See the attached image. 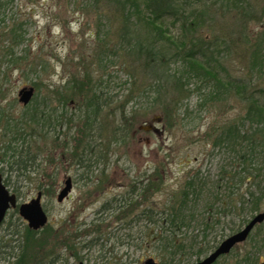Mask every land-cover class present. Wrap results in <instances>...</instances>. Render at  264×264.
I'll return each mask as SVG.
<instances>
[{"label": "rangeland", "instance_id": "374dc122", "mask_svg": "<svg viewBox=\"0 0 264 264\" xmlns=\"http://www.w3.org/2000/svg\"><path fill=\"white\" fill-rule=\"evenodd\" d=\"M1 1L0 109L20 116L26 106L18 91L34 85L36 102L52 112L51 123L57 124L38 133L30 147L36 162L26 174L0 156L4 182L22 202L43 192L49 228L37 230L36 237H46L42 253L51 250L47 261L55 257L45 264H145L150 258L161 264L156 248L168 225L162 220L167 204L177 203L178 192L197 174L207 185L198 202L190 204L193 220L176 237L188 243L197 238L207 248L199 255L188 249L191 254L177 255L172 264H194L232 234L229 226L234 220L236 229L242 228L264 211V202L257 211L241 203L244 197L248 200L246 192L255 189L253 181L264 179V169L256 177V168L264 167V141L253 161L245 163L226 143L215 144L222 131L243 123L247 111L243 97L230 92L210 98L211 84L194 76L183 77L178 87L158 80L150 67L127 53L121 37L123 9L113 0ZM196 6L205 14L188 37L202 39L218 59L219 64L212 65L223 67L231 79L249 82L264 100V0H247L243 7L202 0ZM14 25L23 35L16 45L9 34ZM171 28L178 35L179 26ZM9 50L13 55L6 54ZM183 67L175 60L168 70L178 77ZM74 81L81 82L76 97L68 105L59 102L58 93L66 92ZM94 94L102 100V110L95 116L96 129L85 136L81 127L86 98ZM242 126V132L252 129L248 121ZM122 128L129 132L125 140ZM67 177L73 188L58 201ZM147 181L152 184L144 193L141 188ZM144 210H150L151 217L143 216ZM217 211L220 223L212 224ZM206 219L210 228L204 234ZM260 224L215 264H237L247 253L264 264V222ZM29 229L18 210L8 212L0 226V264H35ZM89 241L95 243L93 248L82 249Z\"/></svg>", "mask_w": 264, "mask_h": 264}, {"label": "trees", "instance_id": "16d2710c", "mask_svg": "<svg viewBox=\"0 0 264 264\" xmlns=\"http://www.w3.org/2000/svg\"><path fill=\"white\" fill-rule=\"evenodd\" d=\"M123 9L122 20H123V32L122 39L126 40V49L131 55L136 56L135 58L144 64L146 67H150L153 75L158 79H162L164 82L171 83L173 86H180L182 78L185 76H194L201 81L208 82L211 84L210 98H217L223 94L230 92L235 93L238 96L243 97L247 101V111L244 116V121L251 123L252 129L249 132H242V124H233L227 129L222 131L216 145L226 143L231 149L241 157L243 163L247 161H253L254 155L260 150V146L264 141V100L261 95H257L255 91L250 88L249 82H245L241 79H231L225 76L222 67H217L218 59L214 54H210L206 46L202 43V39L195 38L190 39L189 33L193 32L196 28L194 25L202 23V16H204V10H198L196 3H201L202 0H113ZM208 0H204L207 4ZM213 3L221 2L222 5L243 7L247 4V0H211ZM203 4V3H202ZM4 2L0 0V9L3 7ZM199 7V6H198ZM203 5L201 6V8ZM250 13V11H249ZM179 26L178 35L172 34V26ZM140 28L139 29L136 28ZM142 28V30H141ZM13 43L19 44L22 42L23 35L18 25H14L10 33ZM126 45V43H125ZM7 55H13L12 51L6 52ZM259 52L254 51L253 55L257 57ZM13 61L19 59L14 58ZM182 61L185 65L181 74L173 75L169 73L168 66L172 61ZM256 60V59H254ZM217 64H213V62ZM255 65V63H253ZM70 83V82H69ZM78 84V85H77ZM83 85V83H82ZM66 92H59L57 99L59 102L68 105V103L74 99L77 95V90L81 87V82L74 81L70 86L68 85ZM36 96L33 101L24 108V112L20 116H10L5 113L3 109H0V123L5 121L2 126L0 137V156L2 158H9L8 161L16 164V171H22L26 174L28 168L35 165L36 156L31 157V145L38 139L44 128H53L57 126L56 123H51L50 117L52 112H45L42 103L36 102ZM1 99V98H0ZM45 98L43 103L45 102ZM102 100L94 94L91 98H86V117L83 118V125L81 131L85 136H90V131L96 129L95 116L99 114L101 109ZM61 116L57 115L56 119L59 120ZM71 120V119H70ZM256 125V127H254ZM100 130V129H99ZM127 129L122 128L123 136L122 139L128 138L126 131ZM37 133V134H36ZM126 133V134H125ZM256 136H259L257 139ZM115 140L120 138L113 137ZM114 140V141H115ZM84 141V140H83ZM83 141L80 143H83ZM86 145V143H85ZM22 146V147H21ZM79 146V147H80ZM21 147V148H20ZM84 149V148H83ZM82 149V150H83ZM78 151V146L75 147V151ZM101 156V151H97ZM92 155V153H91ZM10 157L12 160H10ZM80 154L78 155L77 162L81 161ZM83 158V155H82ZM264 167L256 168V177L262 176V170ZM2 170V169H1ZM246 170V168H245ZM11 172V171H10ZM162 180V177H159ZM8 181V180H7ZM150 183V184H149ZM152 181H147L143 184L142 192L146 193L151 188ZM207 185L205 179L203 180L196 176L189 177L185 182L183 188L178 192V202L167 204L166 213L163 215L162 220L168 225L163 227L161 231V237H159L160 244L158 245L157 257L161 264H172L177 255L191 254L188 249L195 250L194 252L199 255L205 251V246H201L202 241L199 242L197 238L190 239L189 243L185 238H177V233L180 232L183 226H189L193 220V215L188 214L190 204H196L204 192ZM145 186V187H144ZM250 189L246 193L248 194V200L245 201L243 198L241 203L248 204V209L252 211L260 210L261 204L264 202V179L253 181ZM143 193V194H144ZM211 207L210 203L207 205ZM241 212H245L246 208L242 207ZM224 210V209H223ZM224 210L223 212L225 213ZM217 219L212 224L220 223L221 212L217 211ZM150 210L142 211V215L151 217L149 214ZM153 220V219H152ZM261 225V224H259ZM210 223L206 219L204 221L203 233L205 234L208 230ZM236 221L229 226L233 232L238 231L241 228L236 229ZM49 228L47 225L45 230ZM227 228V225H226ZM232 232V233H233ZM33 235V257L35 258V264H45L55 261V257L47 258L51 254V250L47 252L42 251L45 249L46 237L43 235L36 237L38 234L35 230L28 231ZM49 234V232H47ZM92 234V232L87 235ZM252 234V233H251ZM86 235V236H87ZM205 236V235H204ZM196 237H198L196 235ZM85 239V238H83ZM75 242V241H74ZM74 247L71 248L74 250ZM89 241L87 244L82 245V249L91 250L94 242ZM217 245L212 246L214 249ZM102 250V248L100 249ZM57 256V255H56ZM226 256V255H225ZM22 257H25L23 254ZM200 258H197V261ZM24 263L26 257L22 260ZM259 257H251L249 253L242 256L237 264H258ZM18 264H21L19 262ZM26 264V263H25Z\"/></svg>", "mask_w": 264, "mask_h": 264}, {"label": "water", "instance_id": "95a60500", "mask_svg": "<svg viewBox=\"0 0 264 264\" xmlns=\"http://www.w3.org/2000/svg\"><path fill=\"white\" fill-rule=\"evenodd\" d=\"M1 41V38H0ZM35 95L34 86H24L18 92L19 101L24 105L31 102ZM65 185L57 195L58 201H63L68 197L73 187L71 177H67ZM17 205V196L10 193L9 188L3 181V175L0 173V223L5 218L7 210L11 206ZM20 214L28 221L30 228L34 230L42 229L49 222L47 211L42 205V191L29 202L20 206ZM264 222V211L255 214L244 227L226 237L216 248L202 257L194 264H214L221 256L228 254L237 244L244 242L257 224ZM79 264H84L82 261ZM145 264H158L153 258H150Z\"/></svg>", "mask_w": 264, "mask_h": 264}, {"label": "flooded vegetation", "instance_id": "af4514ba", "mask_svg": "<svg viewBox=\"0 0 264 264\" xmlns=\"http://www.w3.org/2000/svg\"><path fill=\"white\" fill-rule=\"evenodd\" d=\"M12 193H15L16 194V196H17V205L16 206H12L11 208H9L8 210H7V213H6V215H5V218H4V220L0 223V226L2 225V223L6 220V218H7V214H8V212L10 211V210H13V211H15V210H18V212H19V214H20V206H21V204H23V203H25V202H28V201H21L20 199V197H19V195L16 193V192H14V191H11ZM32 199V198H31ZM24 219V218H23ZM25 220V219H24ZM25 221H27V220H25Z\"/></svg>", "mask_w": 264, "mask_h": 264}]
</instances>
